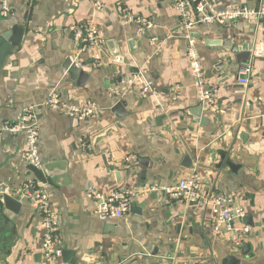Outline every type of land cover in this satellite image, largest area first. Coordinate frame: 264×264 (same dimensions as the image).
I'll return each mask as SVG.
<instances>
[{
    "label": "crops",
    "instance_id": "crops-1",
    "mask_svg": "<svg viewBox=\"0 0 264 264\" xmlns=\"http://www.w3.org/2000/svg\"><path fill=\"white\" fill-rule=\"evenodd\" d=\"M208 2L217 11L264 8V0ZM97 3L104 9L98 10ZM3 4L11 16L6 22ZM29 4L30 0H0V34L14 24L26 25ZM122 6L154 27L138 35L134 25L124 23ZM89 23L103 32L105 46L108 41L119 46L123 62L115 58L102 68L116 66L125 77L122 82L118 75L91 69L89 53L78 54L69 27ZM183 31L173 0H33L22 45L12 49L0 71V100L6 106L0 109V194L13 195L23 204L19 216L0 207V264H43L40 215L25 198L26 188L32 193L39 183L47 184L51 209L58 216L61 252H71L77 264H264V23L239 21L193 30L214 93L213 104L203 106L207 126L194 123L188 114L200 103ZM129 40L135 41L134 53L128 50ZM218 41L249 46V61L237 65L228 49L208 45ZM106 50L110 55L107 46ZM68 58L91 74L83 87L69 81L63 68ZM221 62L223 72L217 69ZM248 64L252 73L248 86H243L237 74ZM138 71L140 78L122 97L132 73ZM105 80L109 87L119 88L116 98L108 95ZM144 87L150 90L145 97ZM50 92L70 104L92 101L102 113L70 126L69 118L44 105ZM119 99L127 103V116L120 120L109 112ZM31 107L40 124L41 160L66 162L69 182L64 185L51 183L42 170L29 166L23 134L3 130L5 123ZM110 125L115 129L92 146L89 136ZM186 156L193 173L182 167ZM194 174L203 199L196 204L168 199L163 188ZM129 188L139 193L122 220L100 221L94 216V196ZM218 194L234 195L233 207L244 213L232 223L249 229L237 243L226 231L214 233L207 200ZM57 264L70 263L60 258Z\"/></svg>",
    "mask_w": 264,
    "mask_h": 264
},
{
    "label": "built area",
    "instance_id": "built-area-1",
    "mask_svg": "<svg viewBox=\"0 0 264 264\" xmlns=\"http://www.w3.org/2000/svg\"><path fill=\"white\" fill-rule=\"evenodd\" d=\"M174 7L180 18L181 27L184 30V40L186 42V57L189 61V73L194 91L198 101L202 106L213 104L214 93L208 86L207 79L199 58L196 41L192 35L193 30L201 25H219L227 27L239 21H245L253 25L264 23V8H252L248 6H234L224 10H214L208 0H173ZM98 10H103L104 5L97 3ZM2 17L10 13L5 4L1 7ZM123 21L126 25H134L136 33L142 34L151 30L154 25L149 20L136 18L129 8L122 6ZM73 40L77 44L79 55L89 53L90 68L100 69L105 62H116L112 58L105 46L103 32L94 24L73 25L69 27ZM75 62V61H73ZM76 63V62H75ZM80 68L81 64H77ZM252 69L248 64L237 74V82L240 85L248 86ZM140 72L132 73L128 80V87L121 92L122 97L128 93L132 85L140 78ZM122 82V81H121ZM119 88L111 86L107 93L110 97L118 95ZM150 92L148 87L142 89V96L145 97ZM121 100V99H119ZM44 105L48 108L59 111L67 118H75L79 121L97 119L102 109L92 101L81 104H70L61 95L50 92ZM3 130L11 134H23L25 137L26 157L25 160L35 170H42V160L39 155L38 142L40 135V124L36 118L34 108H25L21 114L11 123H5ZM47 184L39 183L32 193L25 190V198L31 201L32 206L40 215L42 226V249L41 256L43 264H57L61 258V249L58 244V216L52 211L49 202V194L46 191ZM152 188L149 191H154ZM170 200L182 201L186 204L199 202L203 199L201 194V183L196 174L185 179H179L172 186L162 189ZM139 191L134 189L113 190L106 196H94L98 204L94 210V216L100 221L122 220L128 213L131 202L138 195ZM235 196L232 194H218L207 200L214 216V233L216 235L226 231L230 234L233 242L237 243L241 235L248 234V228H235L232 223L234 220H241L244 213L239 208H234Z\"/></svg>",
    "mask_w": 264,
    "mask_h": 264
},
{
    "label": "water",
    "instance_id": "water-1",
    "mask_svg": "<svg viewBox=\"0 0 264 264\" xmlns=\"http://www.w3.org/2000/svg\"><path fill=\"white\" fill-rule=\"evenodd\" d=\"M33 0H30L29 4V10H28V16L26 19V25H12L7 31L0 34V71L5 66V63L7 61V58L11 56L12 49H18L21 47L22 42L25 37V33L27 31V23H28V17L30 15L31 9H32ZM11 19L10 14L6 16V19L4 22ZM181 30L183 31V28L181 27ZM184 32V31H183ZM135 41L129 40L127 42V47L130 53H134L135 48ZM208 45L213 47H224L229 50L230 54H233L235 56L236 64L239 65L241 63H245L249 61L250 54H249V46H233V45H225L222 42H210ZM106 46L109 49L110 55L114 58H117L119 60V63L123 62V58L120 55L119 46H117L115 41H108L106 42ZM245 52V53H243ZM224 62H221L217 69H221V72L224 71ZM65 69L67 76L69 78V81L75 84L76 87L80 88L83 87L88 79L90 78V73L82 70L77 66L75 62L72 61L71 58H68L63 66ZM101 71L104 75L112 74V75H118L117 80L120 82L125 77L119 73L118 68L116 66H108L104 69L101 68ZM106 87L108 88L110 86V83L105 80ZM6 107L3 102L0 100V109ZM127 103L124 100H117L113 101L111 104V107L109 109V112L112 116H114L116 119H123L127 116L126 112ZM203 112V106L200 104L196 108L191 109L189 111V116L193 119V122L196 124H199L200 126H207L209 121L205 119L202 116ZM69 124L70 126H78L80 121L75 118H69ZM87 121V120H84ZM115 129V126H108L98 132L93 133L91 136H89L90 144L93 146L95 141L97 139H100L105 136V134L109 130ZM244 134H241V139L244 138ZM138 164H140L142 167H145V162L142 160L137 161ZM185 164L182 165L183 168L189 170L191 173H193V164L188 156L184 158ZM42 172L44 175L50 180L53 184L58 185H64L65 183H68L69 180L67 178V165L66 162H63L59 159L54 160H43L42 162ZM118 176L116 175V178ZM195 204L198 202H194ZM192 203V204H194ZM0 207L1 209L10 212L16 216L20 215V212L23 208L22 202L15 198L13 195H7L4 193L0 194ZM61 258L62 261L65 263L70 264H77V260H75L74 255L71 252L68 251H62L61 252ZM84 261H90V258H84Z\"/></svg>",
    "mask_w": 264,
    "mask_h": 264
}]
</instances>
